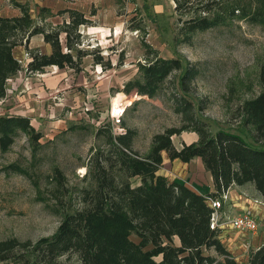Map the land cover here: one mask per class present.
<instances>
[{
  "label": "trees",
  "instance_id": "obj_1",
  "mask_svg": "<svg viewBox=\"0 0 264 264\" xmlns=\"http://www.w3.org/2000/svg\"><path fill=\"white\" fill-rule=\"evenodd\" d=\"M173 1L185 41L197 31L230 24L236 19L264 27V0ZM14 3L20 13L0 14V97L7 92L8 78L22 68L14 52L17 45L26 47L27 68L32 71H40L47 65L79 71L83 58L90 54L94 63L105 68L113 66L100 49L79 46L80 27L93 22L82 10L73 6L59 9L58 14H66L63 21L56 27H48L34 20L27 2ZM36 34L49 43L50 51L29 47ZM146 47L152 55L139 62L140 74L128 80L123 89L126 93L138 92L134 98L156 95L168 76L182 67L178 57L159 56L153 47L148 44ZM261 59L258 74L262 90L242 103L241 114L254 127L255 138L262 146L250 144L227 128L213 131L211 124L198 115L195 103L185 95L191 92L199 71L195 64L189 65L180 74L184 93L171 94L174 110L181 115L180 126H167L155 132L147 153H140L133 146L136 129L124 126V131L112 134L111 124L99 127L96 137L103 143L93 153L92 173L88 174L93 185L79 188L76 206L67 210L60 206L61 197L70 191L64 190L65 176L55 166L51 197L55 201L54 211L62 217L55 232L33 241L17 237L0 239V259L10 258L22 264H62L58 257L73 252L81 264H243L221 240L222 228L211 226L213 207L208 198L219 197L231 186L245 183H253L264 197V56ZM121 92L127 101L134 100ZM182 130L196 131L198 139L182 141L178 148L172 136ZM20 131L27 134L32 150L37 151L42 145L39 141L42 133L32 124L30 116L15 112L0 114V152L11 148ZM163 151L171 159L183 161L201 156L212 173L215 189L199 192L185 181L169 180L159 173ZM9 166L28 173L16 162ZM136 176L140 181L134 184L131 178ZM33 183L39 186L36 181ZM132 233L139 237L137 242L131 238ZM248 264H264V244L249 250Z\"/></svg>",
  "mask_w": 264,
  "mask_h": 264
},
{
  "label": "rangeland",
  "instance_id": "obj_2",
  "mask_svg": "<svg viewBox=\"0 0 264 264\" xmlns=\"http://www.w3.org/2000/svg\"><path fill=\"white\" fill-rule=\"evenodd\" d=\"M15 1L27 2L34 20L48 27H56L63 21L66 14H58L59 9L73 6L82 10L93 22L80 27L79 46L100 49L113 66L105 68L94 63L90 54L83 58L79 71L51 65L32 71L27 68L26 47L14 48L22 68L7 80V92L0 97V114L15 112L30 116L32 124L42 133L39 138L42 145L34 152L27 134L20 131L11 148L0 152V239L17 237L33 241L55 232L62 217L53 209V168L58 166L62 170L67 187L64 190L70 191L61 197L60 206L71 210L78 202L77 190L94 183L88 174L92 173L93 153L103 143L96 137L99 127L111 124L112 134L124 131L125 127L136 129L133 146L140 153H147L155 132L167 126H180L181 115L174 110L171 94L184 93L180 74L189 65L195 64L199 71L191 92L185 95L195 103L198 115L211 124L213 131L227 128L254 146L263 145L256 140L254 127L241 114L242 103L262 90L258 74L264 56L262 25L236 19L230 24L197 31L185 41L173 0H0V14L20 13ZM43 6L46 10H42ZM147 44L159 56L178 57L182 67L168 76L156 95L134 98L138 92L126 93L123 89L128 80L140 74L139 62L152 55ZM29 46L44 50L43 36L33 35ZM121 91L134 100L127 101ZM172 137L177 146L183 140L198 139L191 130H182ZM164 155L160 169L165 175L177 174L188 179L195 176L202 181L199 157L179 162V166L166 152ZM15 162L28 173L12 170L9 165ZM181 167L194 170L188 174L190 170ZM171 168L181 170L174 172ZM131 180L136 184L140 178ZM131 238L139 240L135 233ZM58 260L62 264H81L73 252ZM0 264L22 263L8 258L0 259Z\"/></svg>",
  "mask_w": 264,
  "mask_h": 264
},
{
  "label": "crops",
  "instance_id": "obj_3",
  "mask_svg": "<svg viewBox=\"0 0 264 264\" xmlns=\"http://www.w3.org/2000/svg\"><path fill=\"white\" fill-rule=\"evenodd\" d=\"M44 42H45V47H46L44 51H50L49 43H47L45 40ZM35 47H39V46H35ZM51 66L59 67L56 65H51ZM183 141H186V140H183ZM186 142H192V141H186ZM181 145H182V142H181ZM180 146L176 145V147L178 148ZM196 157H199L201 159L202 181L197 179L195 176H193L194 179H190V178L188 179L185 176H182V175L180 176L177 174L174 176L171 175L172 177L167 176L164 174V171L161 169H159L158 172L159 173L162 172L163 175L167 176L169 180H176L180 182L185 181L189 186L194 188L196 191L198 190L199 192H203V193L212 192L215 189V184L212 178V173L206 168V166H204L201 156H196ZM164 158H165V155L163 152V160ZM173 160H174V163L179 166H181L180 164H178L179 162L180 163L184 162L183 160H179L177 158ZM181 168L189 169L190 171H187L188 174L194 170L193 167L192 168L191 167L190 168L181 167ZM181 168H171V170L175 172V171L181 170ZM201 185L203 186L202 188L200 187ZM227 195L229 196L227 200L225 201L224 206L222 208V210H224L227 215H234L237 212L242 211V209H247V210L252 211L257 217H259L260 224L261 223L263 224V228L261 224V227H259L256 232H247L246 230H240L229 224L222 227L220 237H221V240H223L226 247L230 249V251L234 255H236L238 259L242 258V260H240L242 263L244 262V260H245L244 263L246 262L248 263L247 253L249 250V246L251 248L256 249V248H259L260 245L264 244V204L261 202L263 200L262 198L264 197L255 189L253 183L233 185L228 189Z\"/></svg>",
  "mask_w": 264,
  "mask_h": 264
},
{
  "label": "built area",
  "instance_id": "obj_4",
  "mask_svg": "<svg viewBox=\"0 0 264 264\" xmlns=\"http://www.w3.org/2000/svg\"><path fill=\"white\" fill-rule=\"evenodd\" d=\"M227 191H224L219 197L208 198L211 206L213 207L211 226H218L222 228L226 223H229L237 229L256 232L261 225L260 218L252 211L242 209V211H239L234 215H227L225 211L222 210L224 203L229 196L227 195ZM261 202L264 204V199Z\"/></svg>",
  "mask_w": 264,
  "mask_h": 264
}]
</instances>
